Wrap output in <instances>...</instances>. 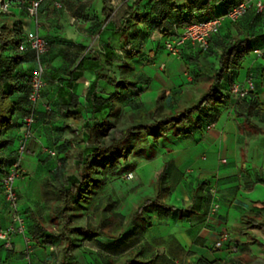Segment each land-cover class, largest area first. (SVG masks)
I'll return each mask as SVG.
<instances>
[{"label":"crops","instance_id":"crops-1","mask_svg":"<svg viewBox=\"0 0 264 264\" xmlns=\"http://www.w3.org/2000/svg\"><path fill=\"white\" fill-rule=\"evenodd\" d=\"M143 3L150 4L148 0H144ZM17 16L18 21L28 24V30L25 28L27 35L35 31V25L34 27L30 25L34 22L26 14L19 12ZM75 21L71 18L70 24L73 25ZM108 29L100 41L97 40L98 36L96 37V45L93 48L88 45L91 38L87 31H83L77 39H69L64 35H59L61 39L58 41L48 38V52L43 56L45 67L52 78L63 79L64 82L49 85L44 90L39 103L40 113L45 112L44 105L51 104L54 105L52 107L54 116L61 119L63 126L71 123V118L59 116V108L63 103L70 102L71 95H76L84 107L90 96L88 84L96 80L98 72L115 81L148 80L146 95L156 101L164 92L165 100L169 99L166 96V92L169 91L160 88L161 79L163 80L161 72L165 68L167 52L159 51L156 54L155 49L148 52L149 55L153 54L155 65L160 66V71L155 65L154 67L142 65V61L146 59L143 52L138 58L132 59L133 45L123 50L125 59L123 63H111V55L121 50L122 43L126 44L132 40L127 38L130 31L128 29L124 37L116 35V31H112V26ZM41 32L46 33L42 29ZM72 56L78 57L76 63L72 61ZM31 59L33 58L30 54L18 68L29 67ZM176 60L174 58L167 60V66L170 68L167 74L168 83H177L185 78L189 82L191 79L195 80L193 85L204 80L202 65L205 60L197 58L194 47L188 45L182 53V59ZM81 61L82 65L75 71ZM216 67L212 66L213 69ZM248 79L255 82L254 96L246 101L248 105L250 104L249 107L239 111L251 114V122L256 129L234 115L235 104L232 101L225 109L219 110L216 124L211 126L201 124L199 128L193 129L189 138L168 134L157 141L158 147L155 149L157 154L155 160L159 162L157 173L164 163L169 165L164 183L168 195L163 197V201L175 210L172 212L159 208L153 210L148 227L117 253L104 251L95 244L90 247L79 244L72 254L79 264H122L124 256L131 258L139 256L134 264H238L237 258L241 255L246 259H258L264 263V231L258 228L250 229L247 226L250 219L264 221V166L259 161L264 159V150L261 151L259 148V141L264 139V46L244 59L235 81L243 85ZM190 88L194 90L193 86ZM97 91L102 98H108L116 93L114 87L102 81L98 83ZM124 93L133 95L131 91ZM181 96V93H177L175 101L180 103ZM121 105L123 113L128 110L127 101ZM164 107L167 109L165 101ZM71 112L70 109L69 113ZM52 125L58 126L54 122ZM49 127L51 128V125ZM13 135L9 130L5 136ZM67 138L65 133L63 139ZM244 139L249 140L248 147ZM54 140L52 136L51 144H55ZM32 143L38 144L33 140L29 145ZM64 150V147L61 148L63 154ZM260 155L263 158H260ZM30 162H33L38 174L33 178L19 180L17 192L21 198L20 204L26 199L28 203L40 207L45 201L46 176L41 170L40 159L27 157L24 161L25 167ZM138 170L144 176L150 174L149 171ZM152 186L153 194L154 183ZM213 192L220 203L217 214L210 212ZM30 212L31 225L35 226L34 221L37 219L46 222V219L38 216L36 210ZM8 218V206L0 201V227L9 224ZM47 231L52 234L49 229ZM221 235L225 236L224 246L215 251L214 245L221 239ZM14 244L16 252L9 254L1 249L0 243V264H27L23 257L22 239L15 237ZM112 246L109 244V248ZM235 248L237 252L239 251L237 254L233 253ZM62 249L63 245L59 240L53 241L51 246H38L33 264H62ZM86 253L91 255V258Z\"/></svg>","mask_w":264,"mask_h":264},{"label":"trees","instance_id":"trees-1","mask_svg":"<svg viewBox=\"0 0 264 264\" xmlns=\"http://www.w3.org/2000/svg\"><path fill=\"white\" fill-rule=\"evenodd\" d=\"M3 1L8 3L11 13L18 10L21 14H26L28 17V8L33 2L38 0ZM100 1L102 4L101 14L104 16L106 22L96 29L98 41L109 31L108 28L112 26L113 19V9L108 5L106 0ZM142 1L143 0H137L135 4L130 7L128 12L123 15L122 25L115 34L124 37L130 23H144V25L150 28L149 30H151V32H155L158 35L156 46L160 49H165L164 42L177 37L186 26L203 22L210 18L224 17L243 0H148L150 2V12L144 17H142L136 9ZM48 5H51V7L55 9L59 4L54 0H45L42 2L38 10V18L42 10ZM82 13V8L74 5L73 18L75 20H80L82 18ZM42 37L48 46V38L45 34H42ZM134 40L126 44L122 43L121 50L115 51L111 55L110 62L123 63L125 61L123 50L125 48H130L132 45V59L138 58L144 49V44L139 43L138 47H136L137 43ZM22 44L25 45V50L20 52L19 46ZM187 46L188 44L183 47L182 53ZM263 46L264 13L259 14L252 7L237 23L226 21L220 31L210 39L207 51L201 52L198 50L199 53L205 57V63L202 65V70L204 72V80L202 82L208 84L209 87L203 91L199 97L189 99L185 107L174 113L165 109V93L162 92L157 97L153 110L150 113L151 124L143 125L145 123H141L140 125L139 123L138 126L126 129L123 131L122 138L118 141H113L109 146L103 145L100 141V139L106 137L108 133L109 125L105 121L109 118L117 119L120 117L123 113V106L121 104H123L124 101H127V108L129 111L144 117L140 103L143 95L141 88L148 85V80L132 79L115 81L98 72L96 74V80L88 84L90 96L86 100L85 106L90 112L93 123H91L92 125L90 124L84 127V135L86 136V140L82 141L84 145V154L83 156L74 157L77 161L75 174L64 180L62 178V169H57L55 173L47 175L44 181L46 189L57 194L60 203V206L56 208L55 214L49 220L51 227L56 229L57 232L49 234L45 227V221L41 219L35 220L34 222L36 225L29 227L24 217L27 235L32 238L33 253L31 255V264H33L36 248L41 245L51 246L55 240H59L61 245H63L62 264H79L77 259L71 254V252L76 249V244H78L75 243L74 235L81 236L84 241L93 242L92 245L95 244L104 251L110 250L117 253L122 247L139 236V233L148 227L150 214L153 210L159 208L169 212L174 211V207H171L163 201V197L168 195V190L164 189V183L167 179L169 169V165L164 163L155 176L153 195L141 199L136 209L131 213V231H121L119 236L113 239L101 231H94L87 227H73L72 225L74 206H79L81 202L87 204L88 202L86 201H89L90 198L87 199L86 195L92 193V187L101 188L104 184L102 180L95 179L92 176L96 167L102 169L107 166L106 168H109L107 164L108 161H110V158L116 157V149L120 147L123 148V142L130 137L133 132H149L153 140L157 142L168 134L175 137L189 138L192 135L193 129L199 128L201 124H208L209 126L216 124L220 114L219 110L222 108L225 109L226 105L233 101V95L230 90L232 85L238 84L235 78L244 59ZM47 52L48 49L45 54ZM30 54L33 58L30 61L31 65L26 68H18ZM43 56L41 57V64L44 67L43 81L45 87L42 91L41 100L44 90L49 85H58L59 82H64L63 79L51 77L45 67ZM77 60L78 57L76 56L72 58L74 63H76ZM82 62L83 61L79 63L75 71L79 70ZM105 65H107V62H105ZM214 65L217 66L215 69L212 68ZM36 69L37 63L35 53L30 49L27 43L25 31L16 24L12 29H8L6 25L3 24L0 31V186L3 178L18 160V149L24 137L26 118L34 114L36 118L34 129L38 126V111H36L35 106L30 101L31 81ZM100 81L114 87L116 93L108 98L100 97L97 91ZM252 81L254 82L253 79ZM125 91H131L133 95H126V93H124ZM251 96H254V92L249 93L248 96L243 98L240 102L235 103L234 115L237 118L244 119L248 126L255 128L251 122V114H244L239 111V109L249 107L250 104L248 105L246 101L249 97L251 98ZM82 106L78 97L76 95H71L70 102L63 103L58 110V114H60L59 116L62 118L69 117L74 120L79 119L82 115ZM70 109L72 110L71 113H69ZM52 115H54V113H52ZM52 115L41 113V117ZM22 123L24 124L23 131H21ZM64 128L66 130H72L73 123L64 124ZM9 130H11L12 135L13 133L14 135L6 137V132ZM34 136L38 139L35 134ZM73 143L75 142H72V144ZM64 148L67 152L65 150L63 152H65L64 155L67 157L70 152L65 146ZM122 150L125 151L124 148ZM0 201L5 202L3 199H0ZM20 201L21 198L19 195V202ZM20 209L24 216L25 214L21 208V204ZM97 210L98 213L101 211L99 209ZM101 215H103V210ZM143 215H146V218L143 217ZM247 226L250 229L258 228L264 231V221L250 219ZM109 244L113 245L112 248H109ZM1 249L11 254L14 252L15 246L12 251H7L1 244ZM89 253L92 254L91 252ZM138 257L139 256L131 258L130 256H124L122 264H134ZM25 258L26 254L24 252V260ZM248 264L264 263L258 259H250Z\"/></svg>","mask_w":264,"mask_h":264},{"label":"rangeland","instance_id":"rangeland-1","mask_svg":"<svg viewBox=\"0 0 264 264\" xmlns=\"http://www.w3.org/2000/svg\"><path fill=\"white\" fill-rule=\"evenodd\" d=\"M54 1L57 2L60 7L54 9L51 7V5H48L39 14V26L46 32V37L52 38L53 41L60 40L61 38L59 37V35H64V37L67 36V38L69 39H77L82 35L83 31H87L89 38H91L88 42V45L91 48L95 47L97 37L96 29L101 27L106 22L104 16H102L101 14V1ZM106 1L108 5L113 9L112 31L115 32L120 29L122 25L123 15L128 12L130 7H132L137 0ZM143 2L144 0L136 8L139 14L142 15V17L146 16L147 11L150 10V4ZM74 5L80 6L83 13L82 18L80 20L76 19L75 23L71 25V18L74 17ZM19 12L20 11L17 10L16 12L14 11L12 13L7 12L6 15H0V31L3 24L6 25L8 29H11L13 27V24L18 22L17 15L19 14ZM20 22L23 23V25H26V29L28 30V24H24V22L22 21ZM30 25L34 27V23H30ZM127 29L130 30L128 32L127 38L132 40L137 39L134 40L137 43L136 47H138L139 43L144 44V49L142 52L144 53L143 57L146 59L142 61V65L154 67V65L156 64L155 58H153V54L149 55L148 52L151 49H155L154 51L156 52V54L159 51H163L166 53V50L163 48L156 49L158 35L155 32H151V30H149L150 28L144 25V23L137 24L135 22L134 24H130ZM195 51L198 59L202 58L203 60H205V57L200 54L196 48ZM166 58L168 60L171 57L167 55ZM167 60L165 59L166 65L164 64V71L161 72L163 74V80L161 79L160 88H164L169 91L166 92V96H168L169 99L166 98L165 103L167 110L174 113L175 111H178L179 109L185 107L188 104L189 99L193 97H199L201 93H203V91H205L209 87V85L205 82H195V84L192 85L195 80L191 79L189 82V80H186L185 78H183V80H181L180 82L178 81L177 83H168L167 74L170 68L167 66ZM155 67L160 71V66L155 65ZM190 86H193L194 90H191ZM141 89L143 95L141 97L140 103L142 107L141 111L144 117H141L139 116V114L131 112L128 109L117 119L109 118L108 120H106L105 122L109 125V129L108 133L106 134L107 136L100 139L103 145L109 146L113 143V141L120 140L122 138L123 131L128 128L138 126L139 123L140 125L141 123H145L143 125L151 124L152 121L150 113L153 110L155 99L153 97H149L148 94L146 95L147 87L144 86ZM171 89L173 93L172 91H170ZM194 91L196 93H194ZM177 93L182 94L180 103L175 101ZM241 100L242 99L239 96H233V104H235L236 102H240ZM39 103L35 106L36 111H38V126L34 129V134L38 137L41 144L32 143L29 145L28 153H26L21 160V167L28 178H33L38 174L36 172L35 166H33V162H30V164L25 167L24 161L27 157L36 160L40 159L39 164H42L41 170H43V174L45 176L55 173L57 169H62V178L66 180V178L75 174V166L77 161L74 159V157H78L81 155L83 156L84 154V145L82 144V141L86 140V136L84 135V127L93 123L90 112L88 108L84 106L81 118L75 120L72 119L71 123H73V125L75 124L74 127L72 128V130H66L61 119L57 118L56 115H52V107H54V105H44V113H46L47 115L51 114L52 116L41 117V113L39 112ZM52 122L58 124V126H53ZM50 125L51 128L49 127ZM23 126L24 124L22 123V129ZM65 133L68 138L64 140L63 136L65 135ZM52 136L55 139V144H51ZM244 141L246 147H248L249 140L244 139ZM30 142L33 141L31 140ZM59 142L61 143L59 144ZM72 142L75 143L72 144ZM65 145L70 152L69 156L67 157L61 151V148H63ZM42 146L48 150L54 151L56 155L54 157L50 156L43 151ZM157 147V142L153 140L152 135L149 132H133V134L123 142V148L125 149V151H123V148L121 147L116 149V157L110 158V161H108L107 163L109 168H106L107 166L102 169L96 167V170L92 176L95 179L102 180L104 184L101 186V188L92 187V193L86 195L87 199L90 198L89 201H86L88 202L87 204L85 202H81L79 206H74V212L72 214L73 227H87L94 231H101L102 233L113 239L117 238L121 231H131L132 226H130V222L132 211L136 209L141 199L151 197L150 195L152 194V185L155 181V176L159 169L157 166L159 162L155 160L157 158V154L155 151ZM259 148L261 149V151L264 150V139L259 141ZM260 158L263 157L260 155ZM259 161L261 162L260 164L264 166V159ZM138 169L149 171L150 174H146L144 176ZM127 175H131L128 180L125 178ZM44 198V205H41L40 207L28 203V201L24 199L21 204L22 208L24 207V217L26 218L29 227H32L30 223L32 214L30 211L36 210L38 216L46 219L45 227H47V230L49 229L50 232L54 234L55 232H57V230L51 227L49 218L55 214L56 208L60 206V203L57 194L47 190L45 186ZM97 209L101 211H99L98 213ZM102 210L103 215L105 216L101 215ZM143 217L146 218V215H143ZM8 222H10L9 218ZM73 237L75 243H78L76 244L77 246H79V244H85L87 247H90L93 243L82 240V237L79 235H74ZM15 252L16 248L13 253ZM87 253L86 255L90 256L91 258V255H88ZM71 254H73V251L71 252ZM244 257L245 256L241 255L237 258L238 264H248L250 259H246Z\"/></svg>","mask_w":264,"mask_h":264},{"label":"built area","instance_id":"built-area-1","mask_svg":"<svg viewBox=\"0 0 264 264\" xmlns=\"http://www.w3.org/2000/svg\"><path fill=\"white\" fill-rule=\"evenodd\" d=\"M45 0H38L33 2L28 8V17L34 22L35 31L31 34H26L27 43L30 49L35 53L37 69L31 81V94L30 101L36 106L41 101L42 91L45 87L43 81L44 67L41 64V57L45 54L48 49L46 41L43 39L41 29L39 26L38 10L40 4ZM57 7H60L57 5ZM254 8L257 13H264V0H243L236 7L231 9L229 13L224 17L210 18L203 22H198L186 26L177 37L166 40L164 42V48L168 55L174 59H181L182 49L185 45H190L201 52H206L208 49L209 41L217 34L221 27L226 21L231 23H237L240 21L248 12L250 8ZM7 12L11 13L10 6L7 2L0 0V14L6 15ZM21 27L25 31V25L18 21L14 25ZM13 28V27H12ZM11 28V29H12ZM25 45L19 46V51L23 52ZM163 68V67H162ZM231 94L233 96H239L241 99L248 96L249 93L255 91V84L252 79H248L243 85L234 84L231 87ZM36 125L35 115L32 114L25 120L24 137L20 142L18 149V160L11 167L8 174L3 178L1 182L0 199H3L8 206L10 222L7 226L0 228V243L7 251L14 249V238L19 237L22 239L24 244V252L26 254L27 264H31L32 250V238L27 235L26 221L22 215L19 202V194L17 192V182L21 179L26 178V174L21 167V160L23 156L28 153V147L30 141L34 140L38 144L40 141L35 138L33 129ZM43 151L54 157L56 153L52 150H48L43 147ZM131 175L126 178L129 179ZM213 201L211 204L210 212L217 214L220 210L219 199L213 192ZM225 242V236L221 235V239L215 243L214 250L218 251L223 248ZM237 249H233V253H236Z\"/></svg>","mask_w":264,"mask_h":264}]
</instances>
